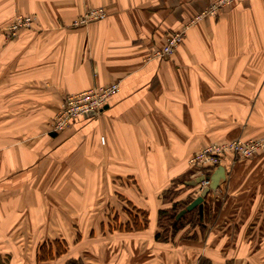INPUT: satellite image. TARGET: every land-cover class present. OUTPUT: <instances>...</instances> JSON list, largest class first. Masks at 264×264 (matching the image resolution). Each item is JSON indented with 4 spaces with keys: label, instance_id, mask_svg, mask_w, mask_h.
<instances>
[{
    "label": "crops",
    "instance_id": "0c3cea01",
    "mask_svg": "<svg viewBox=\"0 0 264 264\" xmlns=\"http://www.w3.org/2000/svg\"><path fill=\"white\" fill-rule=\"evenodd\" d=\"M216 1L0 0V264H264L262 157L228 170L203 231L155 238L163 192L199 176L196 152L264 141V0L197 18ZM97 8L105 19L75 24ZM19 15L34 23L8 38ZM183 30L171 57L153 56ZM112 84L99 114L52 131L67 95ZM129 205L146 227H123ZM56 239L66 253L39 260Z\"/></svg>",
    "mask_w": 264,
    "mask_h": 264
},
{
    "label": "built area",
    "instance_id": "2783aa9c",
    "mask_svg": "<svg viewBox=\"0 0 264 264\" xmlns=\"http://www.w3.org/2000/svg\"><path fill=\"white\" fill-rule=\"evenodd\" d=\"M234 0H217L211 7L204 11L197 18L202 19L207 15H217L218 12L231 5ZM106 18V12L102 8L92 9L85 12L82 18L75 24H87ZM34 19L31 16H17L12 24L7 28V37L15 38L21 29L31 28ZM185 39V31H179L170 34L167 37L166 44L153 53L154 57L164 59L173 55L175 50L181 46ZM118 84H112L103 88H92L77 94L67 95L59 112L55 115L52 124V131L60 133L68 128L71 123L81 116L89 115L92 112L99 114L108 103L109 99L118 91ZM264 157V141L261 139H234L227 142L211 143L205 148L196 152L189 159V166L196 173L205 178L211 176L218 167L224 166L227 170L233 167L239 159H253ZM209 174V175H206ZM209 181L201 184V189L208 186Z\"/></svg>",
    "mask_w": 264,
    "mask_h": 264
},
{
    "label": "trees",
    "instance_id": "16d2710c",
    "mask_svg": "<svg viewBox=\"0 0 264 264\" xmlns=\"http://www.w3.org/2000/svg\"><path fill=\"white\" fill-rule=\"evenodd\" d=\"M209 175V174H206ZM189 178H177L173 180L171 186L166 189L162 194V199L165 204L169 203L170 206L167 208H163L158 213V230L155 234V238L157 241L168 242L181 231L187 225L191 228L199 227L202 231L205 226L202 224L203 222H207L215 218V214L220 207V202L217 201L215 203L214 208H208L207 203H204V216L203 220L200 219L198 209H194L185 215H183L180 219H176L177 214L187 207V205L193 200L192 197L187 196L185 199H180L178 201H174L173 197L180 193V191L184 188H192L190 186H186L184 183L188 181ZM171 196V197H170ZM130 206V205H129ZM131 207V208H130ZM128 211V215L130 218V222L126 224V230H141L148 224L149 214L141 209L132 208L130 206ZM214 210V213H213ZM209 216V217H208ZM67 243L60 239H56L54 241H46L41 244L38 248V259L41 261L49 260L54 258V256H60L67 251ZM65 264H84L82 260L71 259L67 261Z\"/></svg>",
    "mask_w": 264,
    "mask_h": 264
},
{
    "label": "water",
    "instance_id": "95a60500",
    "mask_svg": "<svg viewBox=\"0 0 264 264\" xmlns=\"http://www.w3.org/2000/svg\"><path fill=\"white\" fill-rule=\"evenodd\" d=\"M91 114H94L92 112ZM227 178V170L224 166H220L217 168V170L209 177L205 178L204 176L196 177L193 180L186 181L184 183L186 186L194 187L197 185H201L204 181H209L210 184L208 186H204L202 190L200 191V195H198L196 198H194L184 209H182L176 216V219H180L183 215L186 213L198 209L200 219L203 220L204 216V202L205 199L213 194L216 193V191L219 189L221 184L223 182H226Z\"/></svg>",
    "mask_w": 264,
    "mask_h": 264
},
{
    "label": "rangeland",
    "instance_id": "374dc122",
    "mask_svg": "<svg viewBox=\"0 0 264 264\" xmlns=\"http://www.w3.org/2000/svg\"><path fill=\"white\" fill-rule=\"evenodd\" d=\"M12 39V38H11ZM262 158H264V157H262ZM171 197V196H170ZM187 197V196H186ZM185 197V198H186ZM182 198V196L180 195V194H177L176 196H174L173 197V199H174V201H178V200H180ZM184 197L182 198V199H185ZM125 206H128L126 203H125ZM264 215V214H263ZM263 218H264V216H263Z\"/></svg>",
    "mask_w": 264,
    "mask_h": 264
}]
</instances>
